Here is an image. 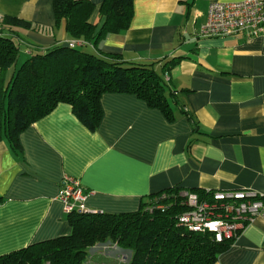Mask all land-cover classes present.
Masks as SVG:
<instances>
[{
  "label": "crops",
  "instance_id": "1",
  "mask_svg": "<svg viewBox=\"0 0 264 264\" xmlns=\"http://www.w3.org/2000/svg\"><path fill=\"white\" fill-rule=\"evenodd\" d=\"M91 1L88 20L100 27L103 0ZM217 1L239 0H133L124 31L78 45L154 62L174 92L175 119L134 94L106 92L95 130L61 102L20 132V150L0 140V255L70 233L58 199L65 176L79 180L86 206L98 212L137 210L149 194L174 186L249 188L264 196V33L201 36L208 6ZM6 15L33 24L13 28L19 58L30 54L28 46L72 40L64 23L54 26L52 0H0ZM89 263L117 261L112 249H95ZM213 264H264V220L250 221Z\"/></svg>",
  "mask_w": 264,
  "mask_h": 264
},
{
  "label": "trees",
  "instance_id": "2",
  "mask_svg": "<svg viewBox=\"0 0 264 264\" xmlns=\"http://www.w3.org/2000/svg\"><path fill=\"white\" fill-rule=\"evenodd\" d=\"M132 6L133 0H103L99 8L103 23L97 27L88 20L95 7L91 0H52L54 26L64 23L70 38L97 43L129 26ZM14 27L28 29L33 24L7 15L0 20V140L6 139L11 148L20 150V132L61 102L95 130L103 115L100 98L106 92L134 94L168 121L175 119L174 92L154 62H127L115 54L56 44L45 49L28 46L30 54L17 65L20 42ZM183 191L209 196L206 190L174 186L149 194L134 211L72 212L67 214L69 234L2 254L0 264H90L92 247L107 241L129 253L126 264H213L233 238L217 241L211 232L178 225L177 217L188 209Z\"/></svg>",
  "mask_w": 264,
  "mask_h": 264
},
{
  "label": "built area",
  "instance_id": "3",
  "mask_svg": "<svg viewBox=\"0 0 264 264\" xmlns=\"http://www.w3.org/2000/svg\"><path fill=\"white\" fill-rule=\"evenodd\" d=\"M1 20V16H0ZM245 32L253 37L264 33V0H239L211 2L205 22L200 26L201 36H229ZM82 40L72 39L67 45H84ZM209 196L199 197L194 192L183 191L184 203L188 209L177 217V224L191 231L211 232L217 241L235 237L255 218L264 220V196L256 190H206ZM87 192L75 177L65 176L58 190V199L66 214L75 212L92 214L98 211L85 204ZM162 208V206H157ZM95 249H112L120 264H126L128 257L113 242L96 244ZM90 251V253H91ZM121 254V256H119Z\"/></svg>",
  "mask_w": 264,
  "mask_h": 264
},
{
  "label": "rangeland",
  "instance_id": "4",
  "mask_svg": "<svg viewBox=\"0 0 264 264\" xmlns=\"http://www.w3.org/2000/svg\"><path fill=\"white\" fill-rule=\"evenodd\" d=\"M80 49H81V47H80ZM18 58H19V56H18ZM25 59H26V57L22 54L21 57L18 59V64H17V65H20L21 62H22L23 60H25ZM118 250H119V248H118ZM119 251H120V250H119ZM121 252H123V253L125 254L126 257L129 256V253H128L127 251H121ZM119 256H121V254H120ZM115 259H116V258H115ZM119 259H120L119 257L116 259L117 264H120Z\"/></svg>",
  "mask_w": 264,
  "mask_h": 264
}]
</instances>
